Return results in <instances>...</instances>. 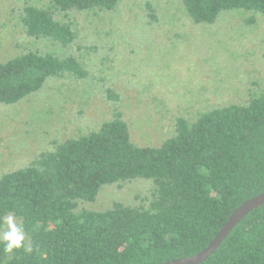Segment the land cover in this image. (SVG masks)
Returning <instances> with one entry per match:
<instances>
[{"label":"trees","instance_id":"1","mask_svg":"<svg viewBox=\"0 0 264 264\" xmlns=\"http://www.w3.org/2000/svg\"><path fill=\"white\" fill-rule=\"evenodd\" d=\"M121 1L50 0L44 8L27 2L21 19L30 37L67 48L78 41L71 13L114 11ZM180 2L196 24H217L235 11L252 13L249 22L264 18V0ZM146 6L158 19L150 0ZM90 49L96 46L61 55L27 48L0 62V106L18 105L53 81L88 79L79 51ZM102 93L112 113L96 127L54 140L53 150L0 173V218L15 216L33 248L5 253L0 244V264H156L191 256L235 209L264 192V89L252 88L245 102L180 114L162 140L147 144L135 137L122 92L104 84ZM127 183L149 186L150 196L101 210L86 206L105 187ZM199 264H264V205Z\"/></svg>","mask_w":264,"mask_h":264},{"label":"rangeland","instance_id":"2","mask_svg":"<svg viewBox=\"0 0 264 264\" xmlns=\"http://www.w3.org/2000/svg\"><path fill=\"white\" fill-rule=\"evenodd\" d=\"M158 19L149 16L147 0H122L114 11L73 12L78 41L67 48L26 34L21 10L50 0H0V62L27 48L44 47L65 54L80 44L90 70L84 81L65 78L48 84L14 106H0V173L28 163L43 149L96 127L110 116L103 85L123 95V109L141 143H158L180 114L192 116L211 104L245 102L249 91L264 89V18L231 12L216 24H196L180 0H150ZM155 21V22H154ZM256 83V84H254ZM150 187L127 183L105 187L95 210L113 201L138 202ZM18 222V221H17Z\"/></svg>","mask_w":264,"mask_h":264},{"label":"water","instance_id":"3","mask_svg":"<svg viewBox=\"0 0 264 264\" xmlns=\"http://www.w3.org/2000/svg\"><path fill=\"white\" fill-rule=\"evenodd\" d=\"M264 205V192L254 196L243 204H241L235 211L231 214L230 218L220 229L215 238L205 247L202 251L191 255L182 257L179 259L160 262L156 264H199L205 261L214 251L221 245L224 239L230 234L233 228L253 209Z\"/></svg>","mask_w":264,"mask_h":264},{"label":"clouds","instance_id":"4","mask_svg":"<svg viewBox=\"0 0 264 264\" xmlns=\"http://www.w3.org/2000/svg\"><path fill=\"white\" fill-rule=\"evenodd\" d=\"M0 244L5 253H12L15 249L23 248L28 254L33 252L31 245L25 243L24 226L17 222L15 216L9 214L0 218Z\"/></svg>","mask_w":264,"mask_h":264}]
</instances>
